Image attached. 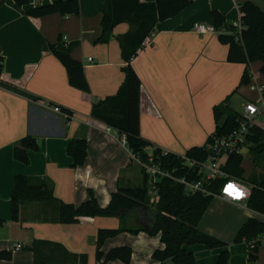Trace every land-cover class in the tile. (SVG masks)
Wrapping results in <instances>:
<instances>
[{"label": "crops", "instance_id": "crops-1", "mask_svg": "<svg viewBox=\"0 0 264 264\" xmlns=\"http://www.w3.org/2000/svg\"><path fill=\"white\" fill-rule=\"evenodd\" d=\"M55 1L30 0L19 7L14 0H0L1 79L25 93L20 95L0 85V252H13L12 260H0V264H80L81 256L87 257V264H125L96 260L99 230L120 228L125 230L105 241L104 253L130 246L133 254L129 264H172L153 259L154 252L164 248L160 235L126 231L138 228L137 211H126L122 217H80L77 223L66 225L58 222L55 204L28 202L20 209L19 221L12 219L11 195L18 175L28 176L33 184L46 182L55 198L66 204L80 206L93 193L102 208L109 206L120 188L144 184V172L123 145V135L112 128L108 131L103 121L92 116L93 104L115 96L125 81L127 64L117 38L127 34L131 26L120 24L108 43L98 42L106 0H79V16L26 15L29 9ZM246 1L194 0L178 16L158 23L149 44L138 51L132 66L141 81L140 131L152 144L148 153L158 148L182 157L190 148L204 146L216 130V106L242 114L233 108L238 94L247 101L243 112L247 104L260 105L261 88L264 94L262 62L251 64V84L241 86L244 66L230 63L229 46L219 41L220 34L230 31L223 28L217 34L201 35L193 29L196 23L213 25V11L224 16L228 27L241 21L240 6ZM251 1L264 10V0ZM51 45L83 64L90 93L70 84L67 70L52 53ZM252 93L257 94L256 101ZM45 102L61 107L71 117L66 119L46 109ZM259 116H264V108L257 119ZM27 136L37 140L39 150L30 151L29 164H23L14 158V148ZM76 138L87 140L88 157L84 166L73 168L67 146ZM224 209L232 216L221 211ZM253 213L264 219L247 203L215 197L198 228L230 243L229 264H248L247 244L234 247L225 236L239 232L249 218H255ZM36 242L41 244L37 254L30 249ZM17 244L22 245L21 250H16ZM186 249L195 254L196 264H216L221 253L202 244ZM257 264H264V246Z\"/></svg>", "mask_w": 264, "mask_h": 264}, {"label": "trees", "instance_id": "trees-1", "mask_svg": "<svg viewBox=\"0 0 264 264\" xmlns=\"http://www.w3.org/2000/svg\"><path fill=\"white\" fill-rule=\"evenodd\" d=\"M14 1L19 7H24L30 3V0ZM193 1L155 0L152 3H144L141 0H106L103 8V34L98 42L108 43L113 30L120 24H129L131 30L117 38L122 51V58L127 64L124 68L125 81L115 96L93 104L92 116L124 135L129 150L142 160L148 159L147 149L152 144L141 136V81L132 66V61L137 56L138 51L143 48L145 40L154 33L158 23L178 16L190 7ZM240 12L241 22L244 26L241 41H237L236 36L231 34L233 28L226 26L224 16L220 12L213 11L212 18L214 20L213 25L217 30L226 28L230 31V34H220L219 41L229 46L228 61L244 66L240 85L248 86L252 81L251 64L262 62L260 72L264 75V11L251 0H248L240 6ZM80 13L79 0H57L52 4L29 9L26 15L32 18H42L55 14L79 16ZM50 49L66 68L70 84L80 91L90 93L83 64L69 54H61L55 45H51ZM2 63L3 59L0 57V85L25 96L21 90L1 79ZM213 112L217 126L207 142L211 141L212 136H226L236 130L241 117V114L223 106H216ZM248 142L252 144L250 148L253 155L252 162L257 167L260 165L264 153V129L254 124L250 128ZM205 145L190 148L185 155L186 158L197 162L205 161L208 156ZM38 150L37 140L27 136L15 146L14 158L23 164H29V152ZM67 153L73 160V168L84 166L88 157L87 140L79 138L71 140L67 146ZM153 156L162 168L172 172L175 177H187L189 180L200 178L198 169L187 168L181 156L168 152L164 155V151L158 148L153 150ZM243 162L244 156L241 153H233L228 157L224 170L231 178L243 181L245 180ZM148 182L149 178L144 173L143 186L120 188L112 195L109 206L102 208L93 193H90L89 199L80 206L66 204L55 198L46 182L39 181L33 184L28 176L18 175L15 177L11 195L12 219L16 222L19 221L20 209L28 202L42 205L55 204L58 210V222L66 225L77 223L80 217H122L126 211H137L140 212L138 228L126 231L133 234L146 232L151 236L160 235L164 248L154 252L153 259L155 261L160 263L171 261L172 264H196L195 254L188 251L186 246L202 244L210 250H221L216 264H229L231 254L228 250V243L206 234L198 228L215 196H207L202 193L188 194L182 184L165 178L155 184L160 199L155 205H152L148 196ZM222 184V181L216 180L210 189L215 194H219ZM252 184V194L247 206L252 211L264 215V175L259 180L252 179ZM124 230L121 228L99 230L96 242V260L98 262L122 261L125 264L131 262L133 251L130 246L116 247L107 253L102 251L107 239L115 237ZM263 232L264 222L249 218L238 232L235 243L249 242ZM40 245L36 242L30 249L37 254ZM260 248L257 246L254 249H249L248 264H257ZM65 253L68 255V252ZM71 257L78 258L75 255ZM12 258V251L0 252V260L9 261ZM80 264H87L86 256H81Z\"/></svg>", "mask_w": 264, "mask_h": 264}, {"label": "built area", "instance_id": "built-area-1", "mask_svg": "<svg viewBox=\"0 0 264 264\" xmlns=\"http://www.w3.org/2000/svg\"><path fill=\"white\" fill-rule=\"evenodd\" d=\"M231 26L233 28L231 30V34L236 36L237 41H241L244 29L242 22H235ZM193 29L196 33L201 35L217 34L222 32L221 30H217L214 25H206L203 23L194 24ZM149 38L150 37L145 40L143 47L146 44H149ZM89 61H92V58H89ZM260 92V105L250 103L244 107V112L241 114L239 125L236 130L226 136H212L211 141L207 142L205 149L208 152V156L205 161L197 162L196 160H191L186 158V156H182L184 164L187 168L191 170L198 169L200 176L198 180H189L187 177H175L172 172L165 170L155 161L153 152L149 153L147 160H142L138 155L131 152L132 160L141 166L143 172L149 178L148 196L152 205H155L160 199L155 184L165 178L172 179L175 182L182 184L188 194L202 193L207 196L213 195L215 197H223L230 202L240 205L248 203L251 198L252 188L242 180L231 178L224 170V166L231 154L241 153L242 149L248 143L250 128L255 124L257 116L261 114V111L264 108L263 88L260 89ZM44 107L54 111L55 113L63 115L66 119L71 117V115L64 112L61 107L54 106L50 102H45ZM107 130L110 131L111 128L108 127ZM122 143L124 146L128 147L127 139L124 135ZM166 154L167 152H164V155ZM216 180L223 182L219 194H215L210 189L212 183ZM246 244L248 249H254L257 246H264V232L258 235L255 239L246 242ZM21 249L22 245L17 244L16 250Z\"/></svg>", "mask_w": 264, "mask_h": 264}, {"label": "rangeland", "instance_id": "rangeland-1", "mask_svg": "<svg viewBox=\"0 0 264 264\" xmlns=\"http://www.w3.org/2000/svg\"><path fill=\"white\" fill-rule=\"evenodd\" d=\"M263 8H264V5L262 6ZM264 11V10H263ZM253 95H254V98H253V101H256L257 100V94H255V93H252ZM247 101H246V99L244 98V96H242V95H236L235 97H234V102H233V108L234 109H236L238 112H241V113H243V109H242V106H243V104H245ZM257 122V124L259 125V126H261L262 128H264V116H259V118L256 120ZM251 146H252V144L250 143V142H248L247 144H246V146L242 149V152H241V154H243V156H244V162H243V167H244V169H245V181L247 182V184H249V185H253L252 184V179H260L261 178V176H263L264 175V153H263V157H262V159H261V163H260V165L259 166H255L254 164H253V162H252V157H253V155H252V153H251V151H250V148H251ZM244 205H245V203H244ZM223 208V207H222ZM213 210H214V208L213 209H211V211L210 212H213ZM226 209H224V210H221V211H225ZM228 213H229V215L230 216H232L231 215V211L229 212L228 210H226ZM253 217H255V218H258V219H260V220H263L264 221V219H262L260 216H258L257 214H255V213H253ZM219 230H217L218 232H216V234L218 233L219 234V231L222 229V226L220 227V228H218ZM237 234H238V232L237 231H235V232H232V233H228V234H226L227 236H225V237H228V239H229V241H231L232 243V246H238V245H241V244H237V243H235V239H236V237H237ZM210 235H212V236H214V237H217V238H219V239H222V238H220V237H218V236H216V235H213V234H210ZM245 244V243H244ZM228 245H229V247H230V243L228 242Z\"/></svg>", "mask_w": 264, "mask_h": 264}]
</instances>
